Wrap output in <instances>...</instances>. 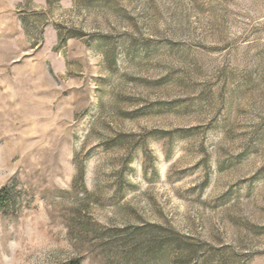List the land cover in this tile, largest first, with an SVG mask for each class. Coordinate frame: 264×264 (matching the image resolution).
I'll list each match as a JSON object with an SVG mask.
<instances>
[{
  "label": "rangeland",
  "instance_id": "374dc122",
  "mask_svg": "<svg viewBox=\"0 0 264 264\" xmlns=\"http://www.w3.org/2000/svg\"><path fill=\"white\" fill-rule=\"evenodd\" d=\"M0 264H264V0H0Z\"/></svg>",
  "mask_w": 264,
  "mask_h": 264
},
{
  "label": "trees",
  "instance_id": "16d2710c",
  "mask_svg": "<svg viewBox=\"0 0 264 264\" xmlns=\"http://www.w3.org/2000/svg\"><path fill=\"white\" fill-rule=\"evenodd\" d=\"M16 185L8 184L0 189V216L13 214L18 207V198L16 197ZM65 264H81L80 260H71Z\"/></svg>",
  "mask_w": 264,
  "mask_h": 264
},
{
  "label": "clouds",
  "instance_id": "9594fccd",
  "mask_svg": "<svg viewBox=\"0 0 264 264\" xmlns=\"http://www.w3.org/2000/svg\"><path fill=\"white\" fill-rule=\"evenodd\" d=\"M9 264H11V261H9Z\"/></svg>",
  "mask_w": 264,
  "mask_h": 264
}]
</instances>
